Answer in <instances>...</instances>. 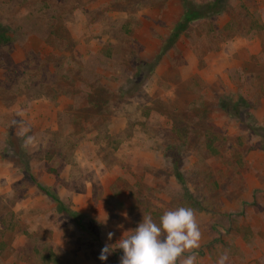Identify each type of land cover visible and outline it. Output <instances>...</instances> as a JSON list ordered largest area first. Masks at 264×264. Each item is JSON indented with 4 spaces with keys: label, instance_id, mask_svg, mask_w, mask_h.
<instances>
[{
    "label": "rangeland",
    "instance_id": "rangeland-1",
    "mask_svg": "<svg viewBox=\"0 0 264 264\" xmlns=\"http://www.w3.org/2000/svg\"><path fill=\"white\" fill-rule=\"evenodd\" d=\"M212 1L0 0V264H120L106 243L178 207L201 232L181 259L264 264V0H220L158 59Z\"/></svg>",
    "mask_w": 264,
    "mask_h": 264
},
{
    "label": "clouds",
    "instance_id": "clouds-1",
    "mask_svg": "<svg viewBox=\"0 0 264 264\" xmlns=\"http://www.w3.org/2000/svg\"><path fill=\"white\" fill-rule=\"evenodd\" d=\"M26 143H31V138ZM106 220L107 216L104 222ZM131 232V235L123 234L114 244L115 247L106 243L99 259L106 260L113 250L119 248L123 252L120 264H196L193 255L181 259L185 252L198 248L201 239L195 211L191 207H178L164 212L159 224L150 215L143 216ZM112 236L113 233L109 232L107 239L111 240ZM228 260L229 256L225 252L217 264H227Z\"/></svg>",
    "mask_w": 264,
    "mask_h": 264
},
{
    "label": "trees",
    "instance_id": "trees-1",
    "mask_svg": "<svg viewBox=\"0 0 264 264\" xmlns=\"http://www.w3.org/2000/svg\"><path fill=\"white\" fill-rule=\"evenodd\" d=\"M219 1L220 0H213L211 3L207 4L206 6H201V7H198V6L197 7H195V6L193 7V6H191L190 4L187 3L185 5L184 12L182 13L178 23L172 29V32L170 34L169 40H167L166 43L163 44L162 49H160V52L158 53V59L163 55V53L165 51V47L167 49V46L169 44L174 43V41H176L178 39V37L180 35H182V33L185 31V29L189 26L190 23H192L193 21H195L197 19L204 18V17L211 16L213 14L218 13L219 10L215 11L214 8L219 6V5H221V4H219ZM213 6H215V7L212 8ZM0 39L4 40L5 43H9V41H10L9 38H5L4 39V37H2ZM26 173L29 174V172L27 170H26ZM30 177H31V179H33L31 175H30ZM36 186H37V188L39 189L40 192H42L46 196L50 197L55 203H57L59 208L64 213H66L68 216L74 218V214L72 212H70L64 206V204L59 200V198L57 197L56 194H54L47 187H44V186H42L39 183H36Z\"/></svg>",
    "mask_w": 264,
    "mask_h": 264
}]
</instances>
